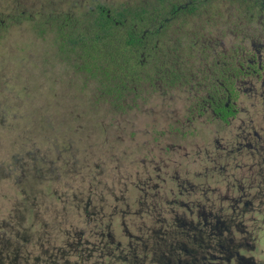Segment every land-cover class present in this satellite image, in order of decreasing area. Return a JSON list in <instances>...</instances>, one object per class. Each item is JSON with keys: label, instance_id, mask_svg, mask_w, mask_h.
I'll return each instance as SVG.
<instances>
[{"label": "rangeland", "instance_id": "obj_1", "mask_svg": "<svg viewBox=\"0 0 264 264\" xmlns=\"http://www.w3.org/2000/svg\"><path fill=\"white\" fill-rule=\"evenodd\" d=\"M151 1L0 0V264H123L115 262L108 235L126 243V224L135 232L141 227L144 213L120 217L127 205L143 208L123 200V185H142L145 152L157 146L147 131L163 129L165 95L158 87L145 90L128 113H115L97 99V83L33 27L41 16L82 17L98 5ZM248 3L209 0L172 21L160 45L181 40L184 54L192 44L213 52L212 41L219 51L235 50L256 29ZM171 96L183 102L182 92H173L166 103Z\"/></svg>", "mask_w": 264, "mask_h": 264}, {"label": "flooded vegetation", "instance_id": "obj_2", "mask_svg": "<svg viewBox=\"0 0 264 264\" xmlns=\"http://www.w3.org/2000/svg\"><path fill=\"white\" fill-rule=\"evenodd\" d=\"M248 1L256 29L235 50L210 41L213 52L161 53V76L145 90L165 95L163 129L147 131L157 146L145 152L141 187L122 191L143 208L126 204L120 217L145 215L136 232L124 222L126 243L108 235L115 262L264 264V0ZM173 92L181 104L166 103Z\"/></svg>", "mask_w": 264, "mask_h": 264}, {"label": "trees", "instance_id": "obj_3", "mask_svg": "<svg viewBox=\"0 0 264 264\" xmlns=\"http://www.w3.org/2000/svg\"><path fill=\"white\" fill-rule=\"evenodd\" d=\"M207 1L152 0L119 9L98 5L82 17L41 16L33 29L39 38L50 39L60 58L74 64L84 79L97 83L100 102L123 115L130 109L128 101L143 96L145 86L161 76V53L175 57L182 46L186 49L181 40L160 45L172 21Z\"/></svg>", "mask_w": 264, "mask_h": 264}]
</instances>
